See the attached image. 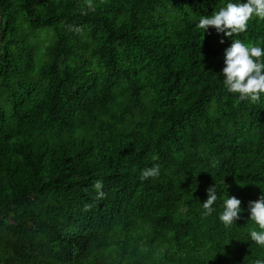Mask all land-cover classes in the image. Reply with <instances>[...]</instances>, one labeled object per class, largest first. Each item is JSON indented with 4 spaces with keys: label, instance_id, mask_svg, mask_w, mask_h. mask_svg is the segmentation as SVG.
I'll list each match as a JSON object with an SVG mask.
<instances>
[{
    "label": "trees",
    "instance_id": "16d2710c",
    "mask_svg": "<svg viewBox=\"0 0 264 264\" xmlns=\"http://www.w3.org/2000/svg\"><path fill=\"white\" fill-rule=\"evenodd\" d=\"M226 2L0 0V264L264 258L247 208L264 189V94L239 100L221 73L231 40L264 46V19L203 33ZM223 182L244 209L232 226L220 200L203 214Z\"/></svg>",
    "mask_w": 264,
    "mask_h": 264
},
{
    "label": "clouds",
    "instance_id": "9594fccd",
    "mask_svg": "<svg viewBox=\"0 0 264 264\" xmlns=\"http://www.w3.org/2000/svg\"><path fill=\"white\" fill-rule=\"evenodd\" d=\"M253 18L264 19V0H227V2L212 14L201 15L198 28L204 33L209 26H213L217 33L225 37L244 32ZM220 43H224L221 38ZM223 82L227 90L238 93L239 100L250 99L257 101L264 94V46L259 43L244 42L233 39L223 52ZM161 165L155 163L141 171L143 179L160 175ZM98 197L105 196L104 183L101 179L94 182ZM228 185L223 182L222 191L218 193L215 184L206 189L207 198L202 203L204 215H210L216 208L215 203L220 200L221 211L219 220L225 226H232L240 219V198L228 195ZM249 218L253 226L249 228V237L256 244L264 246V189L255 200L247 205ZM254 264H264V258H256Z\"/></svg>",
    "mask_w": 264,
    "mask_h": 264
},
{
    "label": "rangeland",
    "instance_id": "374dc122",
    "mask_svg": "<svg viewBox=\"0 0 264 264\" xmlns=\"http://www.w3.org/2000/svg\"><path fill=\"white\" fill-rule=\"evenodd\" d=\"M51 33L53 31L49 30L48 33L40 30L37 32V37L34 39L39 47L42 48V50H45V46L49 43V40L51 38Z\"/></svg>",
    "mask_w": 264,
    "mask_h": 264
}]
</instances>
